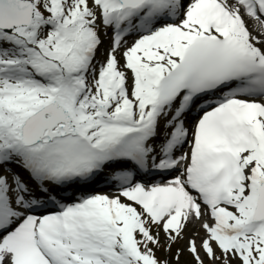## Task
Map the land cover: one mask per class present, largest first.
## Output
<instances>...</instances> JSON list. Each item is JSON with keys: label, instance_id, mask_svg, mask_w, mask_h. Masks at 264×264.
<instances>
[{"label": "snow or ice", "instance_id": "obj_1", "mask_svg": "<svg viewBox=\"0 0 264 264\" xmlns=\"http://www.w3.org/2000/svg\"><path fill=\"white\" fill-rule=\"evenodd\" d=\"M185 252L264 264V0H0V264Z\"/></svg>", "mask_w": 264, "mask_h": 264}, {"label": "rangeland", "instance_id": "obj_2", "mask_svg": "<svg viewBox=\"0 0 264 264\" xmlns=\"http://www.w3.org/2000/svg\"><path fill=\"white\" fill-rule=\"evenodd\" d=\"M106 48H107V43L105 42V45L101 48V53H103ZM182 246H183V242H181V244H179V245L174 246L173 247V252L176 251V248L182 247ZM159 253H160L159 256H161V257L164 256L163 251H161ZM187 261H190V256L185 252L184 255L181 257V264H186Z\"/></svg>", "mask_w": 264, "mask_h": 264}, {"label": "bare ground", "instance_id": "obj_3", "mask_svg": "<svg viewBox=\"0 0 264 264\" xmlns=\"http://www.w3.org/2000/svg\"><path fill=\"white\" fill-rule=\"evenodd\" d=\"M104 185L103 184H100V185H93L89 188H86V189H83V190H88V189H92V192H98L99 190H103L102 188L99 189V187H103ZM109 195H111L110 193H108Z\"/></svg>", "mask_w": 264, "mask_h": 264}]
</instances>
